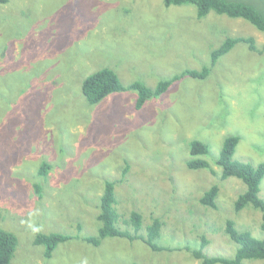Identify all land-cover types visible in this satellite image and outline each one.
<instances>
[{
    "label": "rangeland",
    "instance_id": "1",
    "mask_svg": "<svg viewBox=\"0 0 264 264\" xmlns=\"http://www.w3.org/2000/svg\"><path fill=\"white\" fill-rule=\"evenodd\" d=\"M240 1L264 14V0ZM226 37L264 46V33L243 18L210 11L198 20L194 6L165 7L163 0L0 4V228L18 239L9 264H201L192 252L203 240L208 257L235 254L225 233L229 219L264 239L260 212L234 211L244 184L221 180L214 163L228 135L240 137L235 160L264 163V53L237 43L208 78L183 77L139 110L133 90L94 105L81 93L82 81L102 68L124 86L149 87L186 68L199 70ZM191 140L208 144L202 158L214 174L186 167ZM43 161L50 169L39 177ZM105 180L115 181L120 229L132 211L143 216L141 233L158 218L156 243L166 250L117 237L96 247L77 239L45 259L44 248L33 244L37 233L96 234ZM212 185L219 189L214 209L199 203ZM259 196L264 201V178Z\"/></svg>",
    "mask_w": 264,
    "mask_h": 264
},
{
    "label": "trees",
    "instance_id": "2",
    "mask_svg": "<svg viewBox=\"0 0 264 264\" xmlns=\"http://www.w3.org/2000/svg\"><path fill=\"white\" fill-rule=\"evenodd\" d=\"M8 0H0V4H6ZM165 7L192 5L196 9V18H204L210 11L218 15H225L229 18H243L251 23L257 30L264 33V14L259 12L251 3L240 0H163ZM237 43L247 45L249 51L261 55L264 53V46L258 49L252 37H226L209 54V62L203 64L199 70L186 68L180 73L171 77L159 80L154 87H149L139 81L132 82L128 86L121 84L117 74L110 68H102L88 75L81 84V93L90 105L97 104L111 93L133 90L137 92V99L134 103V110H139L145 102L151 98L160 97L176 81L183 77L196 80H205L209 77L212 69L219 59L226 55ZM240 141L238 135H228L223 139L222 146L214 163L220 167V179L226 180L229 177L239 179L245 186V190L240 193L234 201V211L239 212L246 207L260 212V229L264 232V201L260 198V184L264 178V163L255 166L250 163L235 160L233 155L236 146ZM190 159L186 162V167L190 170L206 169L215 173L210 163L202 158L209 154V146L200 140H191L188 144ZM50 169L48 163L42 162L38 168V176L45 177ZM127 170V166L124 172ZM115 181L105 180L103 192L99 199V213L97 220L100 225L96 234L80 237L79 235H66L58 232L37 233L33 244L44 248L43 257L50 259L54 250L61 243L69 240L80 239L91 246H99L106 237L124 238L129 241L140 240L153 251L166 250L159 246L156 240L160 237L162 221L153 218L145 229H143V216L138 211H132L127 219H122V223L127 229H120L121 217L117 214L114 205ZM35 193L40 196V186L34 185ZM218 186L212 185L203 192L199 198V203L208 208H216L215 199L218 194ZM131 229L132 231H130ZM225 233L228 238L236 244L235 254L230 257L214 256L208 257L202 253L201 249L193 251L195 259L201 264H242L246 260L260 259L264 264V239H256L249 230H238L232 220L225 222ZM18 239L12 232L0 228V264H9L14 257ZM136 264V263H134Z\"/></svg>",
    "mask_w": 264,
    "mask_h": 264
}]
</instances>
